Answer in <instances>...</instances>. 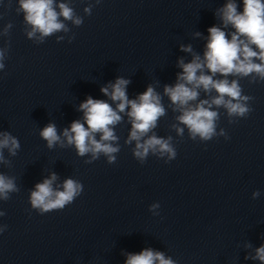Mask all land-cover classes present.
Instances as JSON below:
<instances>
[{"label": "clouds", "instance_id": "1", "mask_svg": "<svg viewBox=\"0 0 264 264\" xmlns=\"http://www.w3.org/2000/svg\"><path fill=\"white\" fill-rule=\"evenodd\" d=\"M97 3H100V0H97ZM53 4L54 0H19V10L23 11L25 21L32 27V30L27 33L29 38L39 32L42 41L44 37L55 32L67 31L64 23L59 20L60 16L64 20H73L77 26L83 23L82 18L74 19L73 9L65 3L58 5L59 13ZM84 11L86 14H91V6ZM219 15L225 27L231 25L234 28L231 38L229 39L220 27H210L203 59L199 55H194L189 63L181 59L179 67L183 71L177 75V83L174 86L165 85L164 87V93L182 113L177 120L187 127L190 138L193 140L199 136L202 141H210L217 135L216 121L219 119V113L212 110L213 105L226 109L229 117L246 118L252 111L249 101L253 98L242 95V87L238 81L230 82L227 78L214 79L217 73L223 77L229 75L248 77L255 73L260 81H264V0H243L242 12L237 11L234 0H229L223 8L219 9ZM11 26L9 24L7 28ZM62 39L63 37H58V40ZM181 50L191 52L192 48L190 45L181 46ZM3 59L4 52L0 51V61ZM256 60L260 63H256ZM3 68L4 64L0 62V69ZM205 68L211 75L204 73ZM256 77H253L250 83H255ZM129 83L127 79L117 78L115 83L109 85L111 92L109 87L101 88L104 95L110 96L112 101H119L115 110L103 100L88 97L79 106L84 113L85 123L76 120L71 123L70 128L64 129L63 137L66 138L68 145L75 146L79 156L83 157L91 153L92 159L86 163L97 160L100 154L107 157L109 164L116 162L115 154L119 153L120 148L110 143L118 140L110 126L121 121L122 117L118 113H123L128 107L130 111L127 115L132 127L125 143L131 144L132 141H136L133 157L140 164L145 163L150 154L159 159H164L166 156L165 163L176 158L177 152L171 142L172 137L164 139L153 134L142 140L157 126L158 119L165 114L161 97L152 86H148L137 100H129L126 92ZM200 88L206 93L214 89L217 95L211 101L201 100L192 106L190 102L197 100L199 96L197 89ZM235 122V120L229 121V123ZM176 132L182 136L184 128L176 127ZM96 133L101 134L99 140L95 138ZM219 134L228 139L223 129ZM0 135H3V139H0V150L8 148L11 155H16V150L20 147L18 140L9 133ZM40 136L47 141L49 148L57 143L63 146L61 136L57 134L56 126L52 123L40 131ZM0 162L7 163L2 151H0ZM56 180V174L52 173L49 178L36 184L35 190L30 194L32 208L39 209L41 214L64 209L83 192V185L71 178L63 182L62 190L54 189L52 185ZM16 191L18 189L14 179L0 174V197L8 200L10 198L8 194ZM258 195L259 192L253 193L254 197ZM151 207L155 209L159 205L153 204ZM4 215V212H0V216ZM5 228L6 226L0 229V232H3ZM255 258L264 262V245L256 250ZM157 262L158 264H175L171 258H165L163 253L154 252L151 249H145L138 254H128L125 264H157Z\"/></svg>", "mask_w": 264, "mask_h": 264}]
</instances>
